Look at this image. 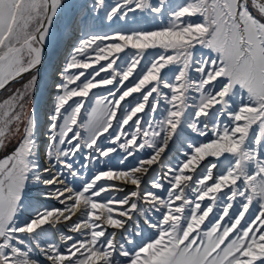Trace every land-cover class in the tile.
<instances>
[{"label": "snow or ice", "instance_id": "1", "mask_svg": "<svg viewBox=\"0 0 264 264\" xmlns=\"http://www.w3.org/2000/svg\"><path fill=\"white\" fill-rule=\"evenodd\" d=\"M0 92V264H264V0H0Z\"/></svg>", "mask_w": 264, "mask_h": 264}, {"label": "rangeland", "instance_id": "2", "mask_svg": "<svg viewBox=\"0 0 264 264\" xmlns=\"http://www.w3.org/2000/svg\"><path fill=\"white\" fill-rule=\"evenodd\" d=\"M87 2L91 3V0H87ZM106 2L115 3L116 0H106ZM158 2H159V0H152L153 4H156ZM168 2L170 4H172L173 6H175L177 4L182 3L183 0H168ZM100 16L103 17L104 13L102 12L100 14ZM167 20H168L167 14H165L163 16H159L156 13L141 12V11L137 10L135 13H129L128 19L126 21H118V22H115L112 24H109L107 21H105L103 19H98L96 21H93L92 24L94 26L92 27L91 30L94 32L103 34V33H113V32L121 31V30L127 31L128 29L136 28V27L155 28V27L160 26L162 23H167ZM149 51L151 52L153 50H149ZM123 55L124 54L121 53V56H123ZM118 63H119V61H118ZM89 71H91V69ZM138 71H139V69H138ZM165 71H167V69ZM101 75L103 76V75H105V73H101ZM97 79H99V77ZM18 86L19 85H17V87ZM107 87H112V86H107ZM93 93H95L96 96L106 95V90L104 88L93 89ZM6 95H7V93L0 92V99H3ZM133 95H134V97H137V98L139 96V94H133ZM96 96H93L92 94H90V98H89L90 102L88 104H86V108L91 107L92 104L95 103ZM131 100H133V97L127 98V100L124 102V105H127L128 101H131ZM82 116H86V113L83 110H82ZM101 139L103 140L104 138L102 137ZM113 155L115 156L116 154H113ZM177 156H178L177 152H175V151L172 152L168 157V163L169 164H172V162H173V164L177 163ZM77 159L79 160L80 163H83V157H80L79 154L77 156ZM110 166H112V167L119 166L118 160L113 159L110 162ZM102 167H104L103 164H101V165H90L88 169L83 170L84 173L86 172V170H87V172L88 171L89 172L84 174L85 176H82L80 178V180H78L76 183L79 184L81 180H83L87 177H91L93 175V173L98 170V168H102ZM250 211H251V209H250Z\"/></svg>", "mask_w": 264, "mask_h": 264}, {"label": "bare ground", "instance_id": "3", "mask_svg": "<svg viewBox=\"0 0 264 264\" xmlns=\"http://www.w3.org/2000/svg\"><path fill=\"white\" fill-rule=\"evenodd\" d=\"M65 40H66V42H67V37L65 38ZM61 50H63V45L61 46ZM178 157V156H177ZM171 162V161H170ZM172 164H173V162H172ZM89 172V171H88ZM87 172V170H86V172L84 173V174H86V173H88ZM85 176V175H84ZM129 187H131V186H129ZM121 195H122V193H121ZM51 203H54V202H51ZM41 259H43V257H41Z\"/></svg>", "mask_w": 264, "mask_h": 264}]
</instances>
